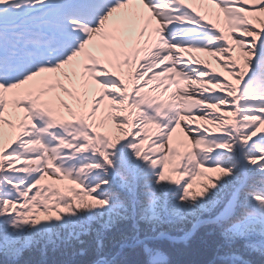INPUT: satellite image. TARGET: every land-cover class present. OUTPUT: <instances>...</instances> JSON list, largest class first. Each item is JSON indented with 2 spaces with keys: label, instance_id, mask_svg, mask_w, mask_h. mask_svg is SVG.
<instances>
[{
  "label": "snow or ice",
  "instance_id": "1",
  "mask_svg": "<svg viewBox=\"0 0 264 264\" xmlns=\"http://www.w3.org/2000/svg\"><path fill=\"white\" fill-rule=\"evenodd\" d=\"M0 264H264V0H0Z\"/></svg>",
  "mask_w": 264,
  "mask_h": 264
}]
</instances>
